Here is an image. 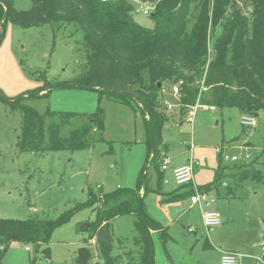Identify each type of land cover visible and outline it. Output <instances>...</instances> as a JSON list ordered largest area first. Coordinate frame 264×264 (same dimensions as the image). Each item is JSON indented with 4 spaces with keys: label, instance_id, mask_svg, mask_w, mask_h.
Listing matches in <instances>:
<instances>
[{
    "label": "rangeland",
    "instance_id": "374dc122",
    "mask_svg": "<svg viewBox=\"0 0 264 264\" xmlns=\"http://www.w3.org/2000/svg\"><path fill=\"white\" fill-rule=\"evenodd\" d=\"M10 1L17 10L31 7L30 0ZM140 8L136 5V9ZM133 18L141 26L153 25L150 15L134 12ZM85 64L81 35L74 34L72 26L22 29L6 22L0 41L1 96L9 101L23 97L21 103L39 115L47 111L76 113L64 128L63 136L73 129H85L89 124L88 116L97 109L103 114V128L91 132V145L87 149L20 152L16 144L20 137L21 113L0 101V219L54 220L75 205L87 202L89 193L99 196L101 192L117 189H137L147 154L145 121L134 103L132 108L95 90L58 86L77 77ZM43 88L49 92H39ZM37 91L36 95L29 96ZM187 113L181 120L173 117L174 121L164 126L161 137L166 147L163 151L158 149V153L159 158L165 154L171 159L169 167L189 160L198 164L192 188L212 183L219 166L225 168L226 175L228 169L241 163L245 154L253 160L260 153L258 147L264 146V111L255 118L254 128L240 125L241 114L236 108L214 112L197 109L192 123L186 121ZM247 132L252 133L248 137L250 143H246L251 145L249 150L234 141L241 135L247 138ZM232 144L242 148L230 147ZM218 145L224 146L221 155L236 156L238 161L219 157L215 152ZM145 166V188L141 185L139 193L144 213L156 226L155 264H219L222 250L243 255L240 264H261L258 260L263 254L259 244L264 243L261 224L264 184L247 179L235 186L223 177L219 185L206 192L218 204L222 202L223 212L221 208L217 212L221 223L206 228L201 209L191 205L190 196L166 205L159 202L158 193L168 194L174 190L173 178L167 170L161 173L159 182L154 163ZM255 167L261 169L262 164ZM165 179L168 184L163 183ZM228 187L234 195L230 199L227 198ZM94 208L98 209L99 205L80 211L53 232L48 243L51 255L48 264H75L76 248L89 239L88 232L80 227L94 222ZM227 209L229 212H225ZM110 226L113 255L120 251L136 255L133 216L120 215L111 220ZM161 230L165 231V239L161 238ZM206 240L210 243L208 248L204 247ZM87 244L92 254L89 264H103L95 248ZM26 246L29 251L25 250ZM26 246L10 244L1 264H28L34 252L31 245ZM40 264L47 263L41 261Z\"/></svg>",
    "mask_w": 264,
    "mask_h": 264
},
{
    "label": "trees",
    "instance_id": "16d2710c",
    "mask_svg": "<svg viewBox=\"0 0 264 264\" xmlns=\"http://www.w3.org/2000/svg\"><path fill=\"white\" fill-rule=\"evenodd\" d=\"M140 1L154 4L150 28L135 22V4L130 0H30L31 7L24 11L17 10L10 0H0V41L6 22L22 29L72 26L74 34L80 33L85 68L66 86H58L95 90L132 108L134 103L147 128L145 164L154 163L160 182L165 154L159 158L158 149L163 151L166 147L162 143V130L168 122L174 121L173 117L181 120L196 102L216 109L236 108L241 115L254 118L264 111V0ZM178 82H182L180 106L168 112L160 104L158 84ZM22 99L9 101L0 95L1 102L21 113L20 137L16 144L20 152L87 149L91 145V132L103 128V114L97 109L88 116L89 124L85 129H73L63 136L64 128L76 113L47 111L39 115L22 104ZM239 140L240 136L234 138V141ZM263 155L264 146L257 157L234 165L226 175L225 168L219 166L214 181L196 187L197 190L207 192L219 185L223 177L235 186L247 179L264 184ZM145 164L136 190L117 189L101 192L99 196L89 193L87 202L75 205L54 220L0 219V264L12 243L32 246L34 255L28 264L41 261L48 264L51 258L48 243L53 232L75 214L97 204L99 208L93 209L94 222L82 230L88 232V240L95 239V251L102 263L155 264L151 231L156 226L144 213L139 193L141 185L145 188ZM256 164H262V168L255 167ZM192 193L190 184L177 186L168 194L158 193L159 202H174ZM227 194H233L232 188H227ZM123 214L133 216L136 255L130 251L112 253L114 238L110 222ZM261 224L264 230V220ZM160 233L165 239V231ZM88 240L76 250L75 264L90 263L92 254L86 246ZM262 260L264 263V252Z\"/></svg>",
    "mask_w": 264,
    "mask_h": 264
},
{
    "label": "built area",
    "instance_id": "2783aa9c",
    "mask_svg": "<svg viewBox=\"0 0 264 264\" xmlns=\"http://www.w3.org/2000/svg\"><path fill=\"white\" fill-rule=\"evenodd\" d=\"M102 2H107L109 0H100ZM135 4V9L134 12H141L143 15H150L153 10H154V4L149 3V2H143L140 0H130ZM136 5L141 6L140 9H136ZM182 82H178L175 84H163L160 86L159 90V97H160V104L163 108H165L167 111H172L175 108L180 106V88H181ZM197 109L201 110H209V111H216V107L211 106V105H205V104H200L198 102L195 103L194 106L189 107V111L187 113V118L186 121L192 123L193 122V117L195 114V111ZM240 125L245 128H252L255 126V118L243 114L240 116ZM224 146L218 145L215 148V152L218 155L222 154V149ZM224 160H229L231 162H236L238 161V158L236 156H223ZM250 159L249 154H245L243 158L241 159L242 161H247ZM171 159L167 157L166 155L164 156L161 164V170L165 172L168 169V165L170 163ZM198 166L197 163L193 162L192 160H189L186 164L177 167L173 169L172 171V178L173 182L176 186H184V185H192L193 181V171L194 169ZM164 184L168 183V180L163 181ZM193 193L190 195L189 200L192 205H198L200 206L201 212H202V220L203 224L206 228L214 227L217 226L221 223L220 220V215L216 211H210V210H203V207L213 204L215 202V198L209 196L206 192H200L197 190L195 186H193ZM88 247L95 248L96 241L94 238H91L88 241ZM262 251L264 252V243L259 244ZM26 250H30L28 246L25 247ZM258 262L261 264L263 263L262 256L259 258ZM220 264H237V257L233 253L229 252H223L220 257Z\"/></svg>",
    "mask_w": 264,
    "mask_h": 264
},
{
    "label": "crops",
    "instance_id": "0c3cea01",
    "mask_svg": "<svg viewBox=\"0 0 264 264\" xmlns=\"http://www.w3.org/2000/svg\"><path fill=\"white\" fill-rule=\"evenodd\" d=\"M43 92V91H42ZM256 126V125H255ZM254 126V127H255ZM253 127V128H254ZM252 135V133L251 132H247V138L246 137H244V136H240V140L237 142V143H240L242 146H244V148L246 149V150H249V149H251V145H246V143H250V141H249V139H248V137H250ZM244 137V138H243ZM241 145H239V146H237L238 148H242V146ZM236 147L235 145H230V147ZM236 147V148H237ZM258 150H259V152L261 153V151H262V147H258ZM259 153V154H260ZM219 156V155H218ZM220 157V156H219ZM218 157V158H219ZM170 164V163H169ZM184 164H186V163H184ZM184 164H182V165H184ZM182 165H180V166H182ZM180 166H171V167H169V165H168V171L170 172V174H171V176H172V171H173V169H175V168H177V167H180ZM166 170V171H167ZM194 171H195V169H194ZM194 171H193V173H194ZM167 180V179H166ZM164 181V180H163ZM164 183V182H163ZM168 183H169V181H168ZM167 183V184H168ZM174 183V182H173ZM177 188V186L175 185V188H174V190ZM181 192H183V191H181ZM141 194V193H140ZM234 195L232 194V195H230V196H228V194H227V198H232ZM178 201V200H177ZM171 203V202H170ZM228 203V202H227ZM166 204H169V203H166ZM165 204V205H166ZM192 205V204H191ZM192 206H196V205H192ZM222 202H220L219 204H218V202L216 201V199H215V202L213 203V204H209V205H207V206H205V207H203V210H210V211H216V212H220V211H218V208H221V210H222V212H223V209H222ZM200 207V206H199ZM200 209H202L201 207H200ZM186 211V209L184 210V212ZM225 212H229V210L227 209ZM118 217V216H117ZM117 217H115V218H117ZM115 218H113V219H115ZM111 223V222H110ZM89 225H83L82 227H80V230H82V228H87ZM151 234H152V238H153V235L155 234V231L153 230V231H151ZM207 241V240H206ZM205 241V242H206ZM153 242H154V240H153ZM206 243L208 244V246L206 245ZM206 243H204V247H206V248H208V247H210V243L207 241ZM24 246V245H23ZM79 248V246L76 248V250ZM25 250H26V248H25ZM26 251H28V250H26ZM121 253H123V252H126V251H120ZM223 252H229V253H234L233 251H231V250H222V252H220L221 254L223 253ZM121 253H119V254H121ZM221 254H220V257H221ZM237 257V264H240L239 262H240V260L241 259H243V255H238V256H236ZM154 259H155V246H154ZM220 264V263H219ZM257 264V263H256Z\"/></svg>",
    "mask_w": 264,
    "mask_h": 264
},
{
    "label": "water",
    "instance_id": "95a60500",
    "mask_svg": "<svg viewBox=\"0 0 264 264\" xmlns=\"http://www.w3.org/2000/svg\"><path fill=\"white\" fill-rule=\"evenodd\" d=\"M1 29H2V24L0 25V31H1ZM61 86H66L67 84H60ZM158 87H160V84H158ZM47 90H49V89H46L45 91H47ZM1 95V94H0Z\"/></svg>",
    "mask_w": 264,
    "mask_h": 264
}]
</instances>
